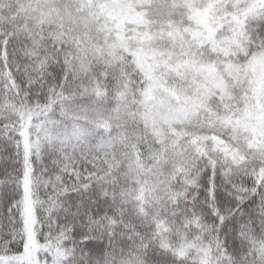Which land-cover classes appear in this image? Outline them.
<instances>
[{"label": "snow or ice", "instance_id": "1", "mask_svg": "<svg viewBox=\"0 0 264 264\" xmlns=\"http://www.w3.org/2000/svg\"><path fill=\"white\" fill-rule=\"evenodd\" d=\"M0 264H264V0H0Z\"/></svg>", "mask_w": 264, "mask_h": 264}]
</instances>
